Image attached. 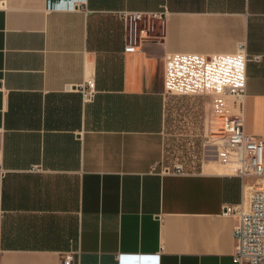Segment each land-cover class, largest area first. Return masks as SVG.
I'll use <instances>...</instances> for the list:
<instances>
[{"label":"crops","instance_id":"1","mask_svg":"<svg viewBox=\"0 0 264 264\" xmlns=\"http://www.w3.org/2000/svg\"><path fill=\"white\" fill-rule=\"evenodd\" d=\"M162 10L160 41L124 52L120 14ZM174 96L206 97L264 146V0H0V264H236L225 208L257 179L220 150L167 172Z\"/></svg>","mask_w":264,"mask_h":264},{"label":"built area","instance_id":"2","mask_svg":"<svg viewBox=\"0 0 264 264\" xmlns=\"http://www.w3.org/2000/svg\"><path fill=\"white\" fill-rule=\"evenodd\" d=\"M167 12H122V19L126 35V53H138L148 43L160 41V32L164 30ZM242 48V47H240ZM241 50V49H240ZM243 50V48H242ZM257 60L260 57L256 58ZM84 103L92 102L96 94V82L94 79H86L78 87ZM223 95L234 97L242 101L246 97L244 86L224 87ZM224 139L223 147L227 151L238 153L236 167L237 174L242 178L257 179V185L252 191L247 206H226L225 214L235 216L237 224L234 228V240L236 243L233 255L236 264H264V146L254 136L245 133L243 121L238 117L224 118L221 128ZM3 171V163L0 158V172ZM176 175H184L183 166L178 165L171 171ZM75 254H70L63 260V264H74Z\"/></svg>","mask_w":264,"mask_h":264},{"label":"rangeland","instance_id":"3","mask_svg":"<svg viewBox=\"0 0 264 264\" xmlns=\"http://www.w3.org/2000/svg\"><path fill=\"white\" fill-rule=\"evenodd\" d=\"M203 96H174L167 102L163 128L164 167L173 170L181 165L185 172L201 170L208 162H216L218 151L231 154L223 147V120L213 117ZM236 153V152H235ZM238 159V153L235 154Z\"/></svg>","mask_w":264,"mask_h":264},{"label":"bare ground","instance_id":"4","mask_svg":"<svg viewBox=\"0 0 264 264\" xmlns=\"http://www.w3.org/2000/svg\"><path fill=\"white\" fill-rule=\"evenodd\" d=\"M236 164H238V162H236Z\"/></svg>","mask_w":264,"mask_h":264}]
</instances>
